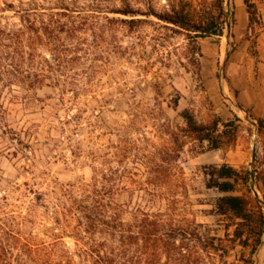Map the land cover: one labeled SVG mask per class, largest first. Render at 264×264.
I'll return each instance as SVG.
<instances>
[{"label":"rangeland","instance_id":"obj_1","mask_svg":"<svg viewBox=\"0 0 264 264\" xmlns=\"http://www.w3.org/2000/svg\"><path fill=\"white\" fill-rule=\"evenodd\" d=\"M218 2L0 0L3 26L24 29L21 45H0V264H93V239L139 264H264V239L251 257L204 173L221 164L264 173L255 120L264 117V0L254 31L234 0L224 36L196 37L158 17L174 6L217 14ZM128 7L135 16L119 13ZM186 109L203 124L239 120L236 143L214 150L186 135ZM147 218L165 233V253L128 238L152 232Z\"/></svg>","mask_w":264,"mask_h":264},{"label":"trees","instance_id":"obj_2","mask_svg":"<svg viewBox=\"0 0 264 264\" xmlns=\"http://www.w3.org/2000/svg\"><path fill=\"white\" fill-rule=\"evenodd\" d=\"M224 2V0H219L217 14L201 13L197 10L192 12L186 10L184 6H174L172 10L166 11L165 14H160L158 17L166 23L177 26L189 33H194L196 37L224 36L226 26H230L227 19L230 18L234 22L235 9L234 0H229L228 12L224 6ZM244 4L248 14V29L254 31V26L258 22L257 5L255 0H244ZM119 13L126 16H135L137 12L128 7ZM23 35L24 29L18 23L10 24L8 22L3 26L0 20V45L9 48H12L13 44L21 45ZM4 41H9V44H5ZM17 51L14 53L19 54ZM190 53L192 55V62L197 66L198 75H200L201 62L197 58L198 55H201L199 47L191 46ZM6 67H13V64L6 63L3 65V68L6 69ZM182 117L186 123V128L184 129L186 135L201 142H208L211 149L231 148L237 141L240 130V124L237 122L239 120L222 121L220 117L214 116L210 122L203 124L198 122L194 114L188 109L182 112ZM255 120L257 121L259 131L264 134V117L256 118ZM204 173L207 179V187L216 189L222 194V196L217 198L215 203L217 213L229 216L235 221V238L248 246L251 257H254L259 252L264 239V194L263 198L260 199L253 190L254 172L249 168L237 169L229 164H221L205 166ZM255 177L262 182L264 188V173H257ZM142 223L145 224L144 227H153L152 232L150 230L148 232L141 231L138 232L137 237L130 235L128 238L139 239L142 236L143 241L151 243L152 246L162 243V251L165 253V233L156 232L154 228L155 222L149 221V218L145 221L143 220ZM117 227L122 228L123 223L120 222ZM84 232L90 233L89 230H85ZM93 242V248L90 249L91 253L85 250V253L94 259L93 264H139V262H134L133 259L126 260V258H122L120 260L121 256L116 254L117 250L115 248H110V251L106 252L103 249H99V244L96 240L93 239ZM34 246L35 244L27 243L26 247L28 249L26 251L34 252ZM56 246H60L59 242ZM45 248L44 245V248L40 250L44 251ZM154 255L156 254H151V256ZM32 262L35 264H62L54 263L49 258L45 259L42 256L36 260H32ZM24 264H28V262L25 261ZM67 264L73 263L69 261ZM148 264H153V262L149 261Z\"/></svg>","mask_w":264,"mask_h":264},{"label":"crops","instance_id":"obj_3","mask_svg":"<svg viewBox=\"0 0 264 264\" xmlns=\"http://www.w3.org/2000/svg\"><path fill=\"white\" fill-rule=\"evenodd\" d=\"M254 108H255V111L259 112L260 111V108L258 105L254 104Z\"/></svg>","mask_w":264,"mask_h":264}]
</instances>
